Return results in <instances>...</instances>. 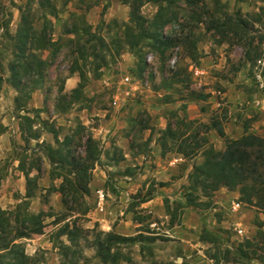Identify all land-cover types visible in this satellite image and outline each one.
I'll list each match as a JSON object with an SVG mask.
<instances>
[{"label": "rangeland", "instance_id": "obj_1", "mask_svg": "<svg viewBox=\"0 0 264 264\" xmlns=\"http://www.w3.org/2000/svg\"><path fill=\"white\" fill-rule=\"evenodd\" d=\"M41 1L0 0V209L13 210L20 202V188L24 191L26 180L19 162L24 159L28 168L35 159L31 176L39 166L42 178L29 210L46 214L44 233L21 241L26 254L36 264H72V255L61 257L50 238L63 224L56 225L55 219L63 217L64 222L76 221L89 230L75 247L82 264H102L91 246L94 228L95 232L125 237L142 234L141 243L126 242L118 247L132 264H214L209 256L233 252L246 240L257 241V232L264 231V199L262 203L254 199L250 205L238 188L222 187L210 197L201 196L199 206L185 208L184 187L192 166L203 161L202 149L188 158L176 149L182 138H189L191 145L224 150L225 141L209 128L213 120H222L229 139L241 138L244 124H248L249 134L264 137V112L255 107L258 87L254 81L257 61L264 59V0L177 3L173 10L178 19L163 35H190L197 41L199 60L192 62L181 45H173L160 56L144 44L140 64L124 43L132 25L129 0H49L55 8L53 16L39 6ZM157 8L145 3L140 12L152 19ZM28 10L38 32L47 21L50 24L45 31L49 43L37 52L44 62L42 77L23 109V93L8 79L21 12ZM228 16L234 22H247L241 36L226 27L208 29L211 20L222 23ZM99 38L106 47L100 48ZM82 47L89 53L94 48L99 57L88 53L82 59ZM76 58L89 78L85 97L67 113L56 112L59 91L63 88V93L70 95L79 83L78 74L70 72ZM33 80L25 79L29 90ZM198 95L205 97H195ZM16 98H21L20 104ZM24 115L34 119V128L41 132L40 142L55 144L53 135L42 129L44 121L58 131L61 141L72 137L74 157L85 158L88 137L97 142L100 154L86 197L91 210L85 217L69 214L61 194L41 191L51 184L50 165L37 150L30 151L36 147L35 141L25 143L20 130ZM167 130L175 133L178 142L165 134ZM163 143L171 150L165 155ZM54 184L58 186L60 180ZM100 192L104 196L101 203ZM236 204L240 208L234 209ZM141 246L146 248L143 254ZM245 264L264 263L252 258Z\"/></svg>", "mask_w": 264, "mask_h": 264}, {"label": "trees", "instance_id": "obj_2", "mask_svg": "<svg viewBox=\"0 0 264 264\" xmlns=\"http://www.w3.org/2000/svg\"><path fill=\"white\" fill-rule=\"evenodd\" d=\"M183 1L189 5L196 3L194 0H129L127 2L131 8L130 23L132 25L127 29L128 33L124 43L134 51L137 64L142 61V46L144 44H148L160 56H164L173 45H181L186 51V56L192 62L199 60L197 41L190 35H184V32L173 34L171 38H166L163 35L164 29L178 19V14L173 10V7ZM145 3H153L158 7L152 19H147L141 15L140 10ZM39 6L46 7L48 15L53 16L55 14V8L49 0H42ZM46 23L50 24L48 21ZM48 24L38 32L34 27L31 12L29 10L21 12V25L15 36L17 49L14 52L15 59L9 66L11 76L8 82L13 88L23 93L22 101L24 103H21L23 109L30 100L32 92L36 89L35 84L37 85L42 77L44 62L37 57V52L49 43L48 34L45 32L48 29ZM247 26V22L243 20L234 22V19L228 16L222 23L215 19L211 20L208 29L220 31L226 27L236 36H241L242 28ZM99 42L101 43L100 48L103 47L101 38H99ZM246 45H250V43L248 42ZM104 47L106 46L104 45ZM87 51L88 48L83 47L79 50L82 59L87 58L89 53ZM89 54L93 58L99 57L94 48ZM70 72L71 74H78L79 83L70 95L64 94L63 88L59 91L55 109L56 112L63 114L67 113L74 103L84 99V88L89 79L85 67L80 64L77 58L74 60ZM30 78H34V86L29 90L28 82L25 79ZM195 97L203 99L205 96L198 95ZM19 100L21 102V98H16L18 104H20ZM35 111L40 112L41 110ZM33 122L34 119L30 116H21L20 130L25 143L29 145L31 141L36 142V147L30 151L33 153L37 150L50 165L48 174L51 184L48 188H42L41 191H45V194H61L63 206L69 214L73 213L85 217L91 210L86 197L90 194L89 185L92 180V171L100 154L97 142L88 137L85 142V158H77L72 155L71 147L74 144L72 137L66 136L61 141L58 131L44 121L42 129L53 135L55 144L40 142L41 132L34 128ZM209 128L216 131L219 137L225 141L224 150L215 151L211 146L201 148L197 144L191 145L189 138H182L181 142L177 144L176 152L184 157L194 156L200 149H202L201 154L203 156V161L194 164L188 175V185L184 187L186 198L184 207L199 206L201 196L210 197L222 187L232 190L238 188L242 199L247 204L254 205V199L262 203L264 199V137L249 134L248 124H244V134L238 139L227 137L222 120H213ZM165 134L171 135L173 139L177 138L171 130H167ZM176 140L178 142V138ZM166 146L167 143H163V155L171 151ZM34 160L31 161L28 168L24 159L19 162V170L26 180L25 195L20 197V202L13 210L0 209V264H36L35 260L26 254L21 242L33 235H42L45 228V212L32 213L29 210L30 201L36 196L39 189L38 181L42 178L39 166H37V174L31 176L33 165H36V160ZM55 180H60L58 186L54 184ZM248 187H250L249 191L247 190ZM64 221L65 217L55 219L56 225L62 222L63 224L50 237L51 242L54 247L59 249L61 257H67L70 253L72 258L69 262L82 264L78 260L81 253L77 252L75 247L79 246L80 240L85 237L84 234L89 230L80 227L76 221ZM91 232L95 233L91 246L95 250V257L102 264H121L123 262L132 264V259L118 247L122 243H141L144 240L142 234L135 237H125L111 232H95V228ZM256 236L257 241L246 240L239 244L235 251H219L220 256L212 255L209 256V259L214 264H221L222 262L245 264L252 258L264 263V231L259 230ZM64 238L65 240H63ZM208 241L213 244L215 242L211 238ZM145 250L144 246L140 247L141 254Z\"/></svg>", "mask_w": 264, "mask_h": 264}, {"label": "built area", "instance_id": "obj_3", "mask_svg": "<svg viewBox=\"0 0 264 264\" xmlns=\"http://www.w3.org/2000/svg\"><path fill=\"white\" fill-rule=\"evenodd\" d=\"M254 81L257 84L258 87V95L255 100V107L259 110L264 112V59H259L257 61V71L254 74ZM100 202L103 201L104 196L103 192H100L99 194ZM240 208V204H236L234 206V209ZM242 231H239V234H241Z\"/></svg>", "mask_w": 264, "mask_h": 264}, {"label": "crops", "instance_id": "obj_4", "mask_svg": "<svg viewBox=\"0 0 264 264\" xmlns=\"http://www.w3.org/2000/svg\"><path fill=\"white\" fill-rule=\"evenodd\" d=\"M77 85H78V83H77ZM77 85H76V87H77ZM76 87H75V88H76ZM75 88H73V90H74ZM40 140H41V138H40ZM25 189H26V188H25ZM25 189H24V191H23L22 188H20V194L23 195V196L25 195ZM23 193H24V194H23ZM101 202H102V201H101ZM101 202H100V203H101ZM100 203H99V204H100ZM37 236H38V235H37Z\"/></svg>", "mask_w": 264, "mask_h": 264}]
</instances>
